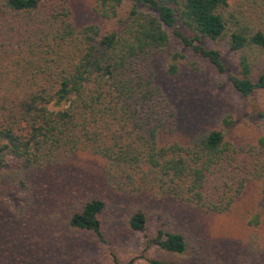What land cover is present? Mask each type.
<instances>
[{
    "label": "trees",
    "instance_id": "obj_1",
    "mask_svg": "<svg viewBox=\"0 0 264 264\" xmlns=\"http://www.w3.org/2000/svg\"><path fill=\"white\" fill-rule=\"evenodd\" d=\"M76 3L0 0V264H82L87 243L134 264L118 251L121 208L158 249L148 264H184L171 203L222 214L264 198V123L230 137L214 107L182 134L173 83L201 61L226 72L224 44L234 91L264 93V0H91L87 21ZM167 202L150 230L148 207Z\"/></svg>",
    "mask_w": 264,
    "mask_h": 264
},
{
    "label": "rangeland",
    "instance_id": "obj_2",
    "mask_svg": "<svg viewBox=\"0 0 264 264\" xmlns=\"http://www.w3.org/2000/svg\"><path fill=\"white\" fill-rule=\"evenodd\" d=\"M75 1L78 17L87 21L90 15L86 3L91 0ZM220 48L226 72L221 73L208 62L201 61L195 69L190 66L185 69V75L191 77L190 82H185L187 77L174 80L173 86L183 84L181 92L176 90L175 93L182 117L181 133L208 124L201 121L199 115L214 112L216 110L212 108L215 107L233 118L228 135L246 139L263 127L264 93L243 96L234 91L230 74L236 72V55L224 44ZM256 196L255 191L245 194L230 211L222 214L189 207L180 210L181 206L175 207L171 202L152 204L148 207L149 227L150 230L156 227L157 221L166 216L171 203L172 225L185 233L190 242V251L183 256L184 264H200L202 256L209 264H264V198ZM125 214L126 209L121 208V213L114 218V225L121 232L118 251L122 261L136 257L134 264H148L145 255L154 256L158 249L145 250L144 233L124 229ZM79 257L82 264H110L102 256L101 247L94 243L85 244Z\"/></svg>",
    "mask_w": 264,
    "mask_h": 264
}]
</instances>
